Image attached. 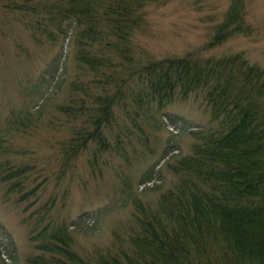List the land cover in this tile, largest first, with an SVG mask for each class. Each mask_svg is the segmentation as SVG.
Wrapping results in <instances>:
<instances>
[{
    "label": "trees",
    "instance_id": "obj_1",
    "mask_svg": "<svg viewBox=\"0 0 264 264\" xmlns=\"http://www.w3.org/2000/svg\"><path fill=\"white\" fill-rule=\"evenodd\" d=\"M159 1L0 0V36L12 35L19 47H25L24 34L40 48L60 44L45 71L52 72L57 61L61 72L54 87L68 82L52 109L42 105L36 115L23 105L0 119V157L13 153L9 139L30 134L37 119H47L43 126L60 134L52 144L50 176L70 190L66 180L75 181L81 169L97 177L106 167L154 155L157 130L167 129L165 118H178L167 112L170 104L194 94L211 111L210 121L191 131L190 151L169 164L173 181L155 201L140 198L132 178L117 171L118 190L134 205L131 220L113 232L110 244L85 255L76 249L72 229L84 215L68 223L52 213L55 196L41 203L39 196L31 198L39 191L31 187L37 160L0 161L6 193L23 192L19 201L40 204L28 218L38 252L29 254L26 264H264V67L244 52L145 61L133 37L146 30L147 7ZM243 7V0H231L206 47L251 33ZM67 40L75 70L66 78ZM48 73L41 83H47ZM48 96L49 91L42 100ZM47 112L50 117L43 118ZM172 146L168 137L163 158ZM117 158L123 164H115ZM156 166L148 167L138 184L154 180Z\"/></svg>",
    "mask_w": 264,
    "mask_h": 264
},
{
    "label": "rangeland",
    "instance_id": "obj_2",
    "mask_svg": "<svg viewBox=\"0 0 264 264\" xmlns=\"http://www.w3.org/2000/svg\"><path fill=\"white\" fill-rule=\"evenodd\" d=\"M161 1L162 3L148 8L149 26L146 30H137L133 37L138 52H144V54L140 53L143 58L150 55L153 58L182 56L188 51L202 55L241 51L245 52L253 62L264 66V0H243V16L252 27L249 35L236 34L211 49L205 48V44L212 38L216 24L224 19L231 0ZM24 35L25 47L17 46L12 35L9 39L0 36V119L6 118L11 109L23 105H30L36 115L41 110L52 109L61 102L67 90L68 82L62 83L58 89L54 87V82L58 80L61 72V68L60 72L56 70L59 66L57 61L54 62L52 72L45 71L48 64L58 56L59 44L40 48ZM65 49L62 66L64 65L65 68L63 77L67 78L74 74L75 61L74 56L68 54L67 44ZM45 73H48L46 75L48 81L41 83ZM48 91V99L43 101L42 97ZM193 96L196 100L191 99L190 96L188 100L177 101L166 107L167 112L178 115L179 118L169 128L163 126L165 129L157 130L159 141L154 155L135 160L132 164L121 168L106 167L97 177L81 169L75 181L66 180V185L71 184L70 190L56 186L50 176L55 170L52 144L60 138V134H55L52 132L53 129L50 130L49 127L46 129L43 126L48 122L47 119H37L35 124L38 127H33L30 134L9 139L7 145L15 147L13 153L0 157V161L18 164L33 163V159L37 160V167L31 172L34 173L32 177L34 183L31 187L35 185L39 191L37 190L38 193L31 198L36 199L39 196L41 203L55 196L57 201L52 213L68 223H72L83 213L84 219L79 222L77 228L72 229L77 240L76 249L85 255L98 246L110 244L114 226L121 219L127 218L132 209L130 206L122 205L117 192L119 184L117 171L123 170L132 178L134 190L146 202L153 201L160 192L171 186L173 175L168 168L169 162L173 163L180 154L189 152L190 145L194 142L191 131L204 126L211 119L210 108L201 105L200 98ZM42 105H45L44 109ZM44 115L43 118L50 117L48 112ZM167 121L164 120V123ZM168 137L172 138L173 146L168 156L163 159L161 151ZM21 149H25L26 152L21 154ZM114 163L123 164L118 158ZM153 164L158 165L155 167V179L139 186L142 173ZM69 179L72 180V177ZM64 190L67 194L62 198ZM21 193H6L5 185L0 182V262L2 264H26V257L38 252L34 242L30 240L31 228L28 218L40 204L29 203L30 198L26 199L27 201L25 198L19 201Z\"/></svg>",
    "mask_w": 264,
    "mask_h": 264
}]
</instances>
